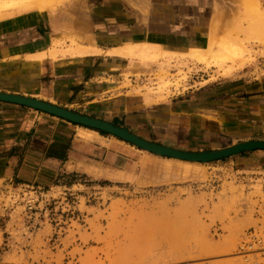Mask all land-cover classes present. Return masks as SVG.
Returning a JSON list of instances; mask_svg holds the SVG:
<instances>
[{"label": "rangeland", "instance_id": "374dc122", "mask_svg": "<svg viewBox=\"0 0 264 264\" xmlns=\"http://www.w3.org/2000/svg\"><path fill=\"white\" fill-rule=\"evenodd\" d=\"M69 1L41 11H3L11 16L37 9L0 23L36 22ZM214 4L202 49L175 55L145 45L115 52L133 60L116 79L118 92L145 105L192 94L230 105L253 95L264 101V0ZM61 122L70 129V144L78 136L82 156L97 163L62 172L51 183L0 180V264H264V166L236 160L264 151L211 164L180 162ZM109 123L124 129L134 124L126 117ZM262 130L252 140L227 143L264 141ZM150 131L131 132L155 143Z\"/></svg>", "mask_w": 264, "mask_h": 264}, {"label": "crops", "instance_id": "0c3cea01", "mask_svg": "<svg viewBox=\"0 0 264 264\" xmlns=\"http://www.w3.org/2000/svg\"><path fill=\"white\" fill-rule=\"evenodd\" d=\"M130 1L72 0L36 22L24 18L0 23V93L78 114L83 111L108 122L126 117L134 122L126 124L128 130L150 128L155 143L185 152L219 151L234 145L228 141L245 142L260 135L264 101L258 95L237 99L235 105L226 99L203 101L197 94L145 105L118 92L115 83L121 70H127L133 60L115 52L147 45L186 55L204 47L216 16L215 0H142L136 5ZM33 10L1 14L0 19ZM60 43L66 46L57 47ZM72 46L92 53L65 55ZM46 116L50 117L0 103V180L51 183L62 172H79L82 164L97 163L82 156L78 136L70 144V129L61 124L65 120ZM57 126L62 130L55 131ZM24 147L20 154L19 148ZM236 160L264 166V154Z\"/></svg>", "mask_w": 264, "mask_h": 264}, {"label": "water", "instance_id": "95a60500", "mask_svg": "<svg viewBox=\"0 0 264 264\" xmlns=\"http://www.w3.org/2000/svg\"><path fill=\"white\" fill-rule=\"evenodd\" d=\"M0 103L38 110L70 123L115 136L155 156L188 163L211 164L231 158L235 155H240L241 153L264 151V141H253L239 144L221 151L185 152L150 142L132 133L128 129L115 126L107 121L81 115L40 100L0 93Z\"/></svg>", "mask_w": 264, "mask_h": 264}, {"label": "bare ground", "instance_id": "6f19581e", "mask_svg": "<svg viewBox=\"0 0 264 264\" xmlns=\"http://www.w3.org/2000/svg\"><path fill=\"white\" fill-rule=\"evenodd\" d=\"M61 1H64V0H0V12L11 10V9L28 8V7H34V6L38 7L40 10H42V9L45 10V9L51 7L53 4H56V3L58 4V2H61ZM91 53H92V51L88 48L82 49V48L77 47V49L71 50L69 53L67 52L65 55L72 54V55L78 56V54H79V55L84 56V55H88ZM214 54H215V52H213V55ZM217 62H218V60H217ZM242 63H245V62H242ZM180 162H182V161H180Z\"/></svg>", "mask_w": 264, "mask_h": 264}]
</instances>
